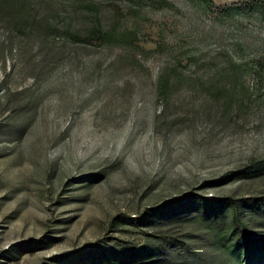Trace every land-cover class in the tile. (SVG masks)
<instances>
[{"label":"rangeland","instance_id":"374dc122","mask_svg":"<svg viewBox=\"0 0 264 264\" xmlns=\"http://www.w3.org/2000/svg\"><path fill=\"white\" fill-rule=\"evenodd\" d=\"M25 1L0 0V264H264L260 13Z\"/></svg>","mask_w":264,"mask_h":264},{"label":"trees","instance_id":"16d2710c","mask_svg":"<svg viewBox=\"0 0 264 264\" xmlns=\"http://www.w3.org/2000/svg\"><path fill=\"white\" fill-rule=\"evenodd\" d=\"M111 1L114 2V1H119V0H111ZM131 1L135 2L136 4L150 3L151 5H157V6L167 4V0H131ZM205 1H209V0H205ZM243 1L245 2L244 4L248 6V9L257 10L261 15L262 20L264 21V0H243ZM25 2H26L25 0H13V3L15 4L14 8L20 9L22 7V5L25 4ZM0 4H2V3L0 2ZM98 22H96V23H98ZM114 30H115L114 26H111L108 28H102V26L100 24H96L95 26H93V25L90 26L87 29V33H88L89 37H92L94 39H98L99 41H108V40L115 38V31ZM250 67L253 69V71L255 73L258 74V76H260V75L262 76V74L264 72V56H258V57L252 58ZM226 75H228V73ZM169 81H170V78L168 75L163 74V75L159 76L157 91H158L159 96L162 99H165L168 95L167 87L169 86L168 85ZM203 206L204 207L201 208V211L199 209V212H200L199 214H201V215H203V217L207 218V211H208L207 209H209L211 205L208 202H204ZM193 207H196V203L193 204ZM225 209L226 208H222V209L218 210V215L220 217L226 216L225 220H227V221L225 222V225L223 226L224 228L221 229L220 225H219V227L216 226L215 228L219 229L220 233H222V235H226L227 239L229 237V240H230L231 239L230 235L233 234L234 228L236 227L234 222L238 223L239 220H238V216L235 215V212L231 213L229 211H226V213H225L224 212ZM215 216H217V214ZM214 217H212V219H214ZM222 221H224V219H221V222ZM241 225L243 227H245L242 223H241ZM240 236H241L240 237L241 240H243V238H244V240L242 241V245H244V248L246 250H249V248H250L249 242L252 241L253 237L248 235V229L241 227ZM247 241H249V242H247ZM255 241H257V239ZM233 244L237 248V253H242L243 248L242 249L240 248L241 244H238L237 242L236 243L233 242Z\"/></svg>","mask_w":264,"mask_h":264}]
</instances>
